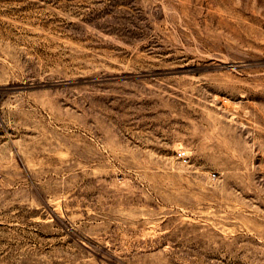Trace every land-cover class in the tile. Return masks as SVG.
Here are the masks:
<instances>
[{"label":"rangeland","instance_id":"obj_1","mask_svg":"<svg viewBox=\"0 0 264 264\" xmlns=\"http://www.w3.org/2000/svg\"><path fill=\"white\" fill-rule=\"evenodd\" d=\"M0 264H264V0H0Z\"/></svg>","mask_w":264,"mask_h":264},{"label":"built area","instance_id":"obj_2","mask_svg":"<svg viewBox=\"0 0 264 264\" xmlns=\"http://www.w3.org/2000/svg\"><path fill=\"white\" fill-rule=\"evenodd\" d=\"M178 156L183 160V161H187V153L186 151H179Z\"/></svg>","mask_w":264,"mask_h":264}]
</instances>
